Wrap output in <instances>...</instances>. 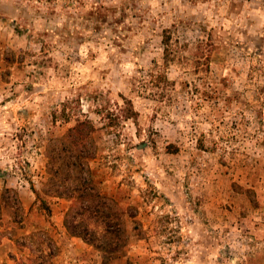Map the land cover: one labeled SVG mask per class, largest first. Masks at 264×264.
Instances as JSON below:
<instances>
[{
    "label": "rangeland",
    "instance_id": "1",
    "mask_svg": "<svg viewBox=\"0 0 264 264\" xmlns=\"http://www.w3.org/2000/svg\"><path fill=\"white\" fill-rule=\"evenodd\" d=\"M84 119L94 180L135 216L110 264H264V0H0V264H101L69 201L48 215L31 189L68 178ZM39 228L49 260L21 239Z\"/></svg>",
    "mask_w": 264,
    "mask_h": 264
},
{
    "label": "trees",
    "instance_id": "2",
    "mask_svg": "<svg viewBox=\"0 0 264 264\" xmlns=\"http://www.w3.org/2000/svg\"><path fill=\"white\" fill-rule=\"evenodd\" d=\"M162 44L164 58L168 62L173 48L167 30H164ZM158 77L169 82L166 73H160ZM93 131L94 128L90 120H76V124L69 128L60 139L69 147L70 161L64 163L67 168L64 175H67L68 178L63 179L60 167L56 170L54 178L47 179L40 190H36L32 184L31 189L35 195V204L48 215L51 214V209L47 197L68 200L70 204L63 219L65 230L70 236L79 238L101 253V264H110L112 260L123 254L128 244L126 218L135 216L126 212L115 198L104 194L99 184L94 180L93 170L89 166V160L93 158V154L86 147L87 143L92 142ZM47 187L55 191L48 193L45 191ZM58 189H65L66 192H59ZM14 199L15 213L23 214L17 193H15ZM21 239L39 241L41 253L47 250V260L58 253L56 242L44 229L34 230L23 235ZM18 245L25 246V241L22 244L18 242ZM18 264H23V262L19 261Z\"/></svg>",
    "mask_w": 264,
    "mask_h": 264
}]
</instances>
